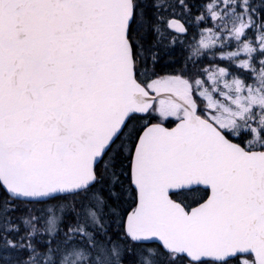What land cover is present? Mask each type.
I'll return each mask as SVG.
<instances>
[{
    "label": "snow or ice",
    "instance_id": "obj_1",
    "mask_svg": "<svg viewBox=\"0 0 264 264\" xmlns=\"http://www.w3.org/2000/svg\"><path fill=\"white\" fill-rule=\"evenodd\" d=\"M0 264H264V0H0Z\"/></svg>",
    "mask_w": 264,
    "mask_h": 264
}]
</instances>
